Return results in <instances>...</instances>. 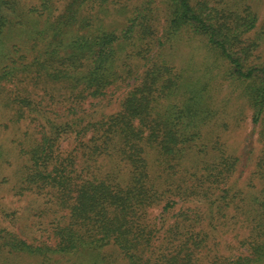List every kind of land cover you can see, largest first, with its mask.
Instances as JSON below:
<instances>
[{"label": "trees", "instance_id": "1", "mask_svg": "<svg viewBox=\"0 0 264 264\" xmlns=\"http://www.w3.org/2000/svg\"><path fill=\"white\" fill-rule=\"evenodd\" d=\"M54 1L25 13L18 0H0V103L14 123L30 118L36 129L12 140L14 161L3 149L0 161L17 167L18 194L49 196L55 214L53 244L1 228L0 252L46 264L53 255L112 264L107 252L114 249L127 264L264 263V147L253 192L237 186L239 160L219 148L201 147L186 166L212 114L199 97L182 105L169 100L185 83L154 53L182 31L204 37L244 85L253 123L261 124L264 67L250 64L260 38L247 36L257 14L219 6L226 0H138L122 25H112L84 16L92 8L108 15L110 0H67L62 8ZM163 4L167 23L160 30L156 12ZM75 24L88 30L69 37ZM135 63L144 69L133 79ZM130 79L117 112L89 120L81 114L86 99ZM232 232L225 251L222 236Z\"/></svg>", "mask_w": 264, "mask_h": 264}, {"label": "rangeland", "instance_id": "2", "mask_svg": "<svg viewBox=\"0 0 264 264\" xmlns=\"http://www.w3.org/2000/svg\"><path fill=\"white\" fill-rule=\"evenodd\" d=\"M137 1L110 0V10L106 16L94 12L93 8L91 10V3L88 6L91 11L88 10L89 12H86L84 16L93 15L94 20L103 18L104 22L108 24L122 25L128 13L127 10H130V7H133ZM207 1L218 5V0ZM67 2V0H55L54 4L62 8ZM17 4L18 8L20 7L25 13L30 8L42 9V0H18ZM47 4L49 5L50 2ZM10 6L9 3L3 5L2 8ZM219 6H226L229 10H236L238 13L248 7L257 14L256 27L247 35L248 38H260L250 59V64L264 67V0H226V3ZM166 8L165 4L160 5L156 12L155 22L160 23V30L167 23ZM56 14H59V10ZM18 19L19 17H16L17 21ZM87 30H81L79 24H75L67 32V35L71 37L76 33L83 34ZM154 51L158 61L168 62L176 68L178 73H181L180 84L185 83V88L179 92V96L169 98V100L182 105L186 99L191 100L192 96L199 97L198 102L212 114L209 122L201 126L203 140L193 144L196 146L190 151L194 153V156L189 154L185 165H193L195 155L201 147L205 146L207 150L219 148L227 155L235 156L239 160L238 175L240 178L236 183L237 186L249 192L256 191L255 189L260 187V181L254 176V170L264 147V141L260 138L264 131V113L261 124L255 125L253 111L244 96V85L232 77L228 62L208 45L204 37L188 31L179 33L171 43L155 46ZM136 64L133 66L136 71L133 79L144 69L143 66L137 67ZM133 79L118 84L119 88L112 87L111 92L109 90L106 96L86 99L82 103L85 111L82 110L81 114L89 120L117 112L121 107L125 91L129 89L127 83L133 82ZM47 101L48 99L45 97L42 103L43 107ZM168 103L164 101V104ZM33 115L35 116V114ZM11 118L10 111L0 103V149L7 151L11 155L10 159L14 161L17 151L12 140L14 138L21 139L28 131L32 134L36 132V129L33 128L34 122L30 118L19 124L14 123ZM67 144H70L69 140L63 142L64 146ZM4 166L6 164L0 161V229L7 228L14 231L31 243L38 244L45 241L48 244H53L55 214L51 210L52 202L49 196L35 192L18 194L17 188H14L17 167L6 168ZM178 206L180 205H176V207ZM239 230L242 231L243 228L237 229V231ZM234 233L222 236L221 246L225 251H230L231 247H227V242L228 244L234 243ZM107 254L110 256L109 259L113 260L112 264H127L117 250H111ZM52 257L49 264H75L73 260L60 255ZM41 259L43 258L27 253L0 252V264H46Z\"/></svg>", "mask_w": 264, "mask_h": 264}]
</instances>
